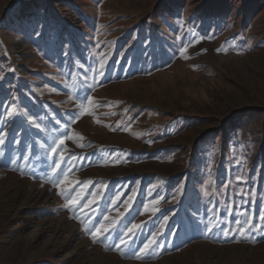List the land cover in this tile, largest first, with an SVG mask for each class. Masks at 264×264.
<instances>
[{"label":"rangeland","instance_id":"374dc122","mask_svg":"<svg viewBox=\"0 0 264 264\" xmlns=\"http://www.w3.org/2000/svg\"><path fill=\"white\" fill-rule=\"evenodd\" d=\"M0 140V264H264V0H0Z\"/></svg>","mask_w":264,"mask_h":264},{"label":"snow or ice","instance_id":"6c2138e0","mask_svg":"<svg viewBox=\"0 0 264 264\" xmlns=\"http://www.w3.org/2000/svg\"><path fill=\"white\" fill-rule=\"evenodd\" d=\"M181 24H183V22H181ZM193 35H195V33H193ZM186 51V48L185 49H181V55L183 56L184 52ZM219 51V50H218ZM105 66V63L103 60H101L100 62V69H103ZM101 74H103L101 72ZM71 98V97H70ZM86 100L88 103H91V97H86ZM81 106H83L84 104V101H81ZM76 117H73V121H75ZM29 123L33 124L35 127L39 128L40 125L37 124L35 121H33L31 118L29 119ZM64 140H65V137H61L60 140L58 141L59 144H64ZM3 141L0 140V143H2ZM82 147V145H81ZM50 151L52 153H56L57 152V147H51ZM25 159H27V157H25ZM68 159H73V157H69ZM66 162V161H65ZM53 164L55 165V167L52 168V172L56 175H59L61 172H65V169L62 168L61 166V161H56V160H53ZM59 170V172H58ZM60 183H63V181H60ZM62 196H64V198L66 200H70L72 199V197L70 196L69 193H66V192H62V193H58ZM70 211L72 210L71 208L69 209ZM167 219V218H166ZM236 224L239 226L238 229H233L232 231H238L239 232V235L243 238L246 236L247 234V231L248 229L250 228H259L260 225H253L251 223V220H247V221H240V220H237L236 221ZM140 226L139 225H132L131 228H128L124 234L120 237V243L116 245L117 248L120 247L121 244L123 245H128V240H126L124 237L125 236H128L129 233L132 234V236H135V231L134 229H138ZM85 233L87 235H90L93 237V243H96L99 239V237L96 235L97 232H100V228L97 227L95 224H93L92 228L89 229V228H85L84 229ZM104 231L106 232L107 229H104ZM209 231H211V229H209ZM224 235L227 236L228 235V230H225L224 231ZM157 234L154 233L152 235V238L151 239H148L144 244H143V247L139 249L140 252H146L152 245L154 244H158V241H157ZM107 239V237H105ZM129 239H131V237H129Z\"/></svg>","mask_w":264,"mask_h":264}]
</instances>
